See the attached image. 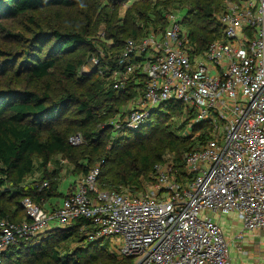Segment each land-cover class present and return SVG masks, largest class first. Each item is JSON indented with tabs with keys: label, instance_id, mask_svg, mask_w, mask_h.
I'll list each match as a JSON object with an SVG mask.
<instances>
[{
	"label": "trees",
	"instance_id": "16d2710c",
	"mask_svg": "<svg viewBox=\"0 0 264 264\" xmlns=\"http://www.w3.org/2000/svg\"><path fill=\"white\" fill-rule=\"evenodd\" d=\"M129 1L0 0V219H26L25 198L52 213L55 201L70 193L60 190L62 160L74 163V175L99 166L92 194L122 188L142 192L167 154L180 178L195 177L187 174L184 155L206 136L186 133L191 111L185 112L181 101H166L146 124L114 136L112 118L144 90L145 76L135 72L114 87L111 75L122 68L118 60L126 40L146 35L150 26L162 31L165 13L173 8L182 10L196 52H205L222 36L219 15L225 0H138L117 17L120 5ZM18 21L22 28L17 32L9 25ZM101 22L106 32L97 35ZM93 57L97 67L84 73ZM76 134L83 142L74 145L70 137ZM94 230L92 219L85 217L65 227L52 225L39 237L19 238L3 251L0 264L129 262L102 248L100 240H89ZM69 240L84 246L56 247Z\"/></svg>",
	"mask_w": 264,
	"mask_h": 264
},
{
	"label": "built area",
	"instance_id": "2783aa9c",
	"mask_svg": "<svg viewBox=\"0 0 264 264\" xmlns=\"http://www.w3.org/2000/svg\"><path fill=\"white\" fill-rule=\"evenodd\" d=\"M165 20L162 31L150 26L125 42L114 87L135 72L145 76V87L112 118L113 135L146 124L161 103L181 101L192 113L186 133L206 136L184 155L187 174L195 177L180 178L167 154L142 192L92 194L100 171L94 166L52 213L25 198L26 219H0V263L19 238L79 217L95 226L88 239L100 240L118 260L130 259L126 264H232L230 242L212 213L234 212L246 229H264V0H226L222 36L203 53L192 45L180 9L167 10Z\"/></svg>",
	"mask_w": 264,
	"mask_h": 264
},
{
	"label": "rangeland",
	"instance_id": "374dc122",
	"mask_svg": "<svg viewBox=\"0 0 264 264\" xmlns=\"http://www.w3.org/2000/svg\"><path fill=\"white\" fill-rule=\"evenodd\" d=\"M135 1H138V0H130L129 2L122 3L120 5V7L118 8L117 17H122L124 15L125 11L127 10V8L129 7V5H132L133 2H135ZM225 3H226V0H225ZM181 13H182V10H181ZM9 26L12 27V29L17 31V32L21 31V28H22V24H20V21L12 22ZM95 29H96L97 35H102L103 33L106 32V30H105L106 29V23L101 22L99 25H97V27ZM94 33H95V31H94ZM0 36H1V34H0ZM96 67H97V63H95L93 61V59H89L87 61V64L83 68V72L92 74ZM57 156H60V155H57ZM62 164L64 165L63 168L61 170H58L60 184L62 183V176L61 175L67 176L69 178L66 182V186H68V185L72 186V184H75L78 180L81 179V177L83 176L82 174L74 175V173H73L74 163H69L68 160H62ZM51 168H52V170L55 169L54 166ZM34 176L39 177V174L36 173ZM211 215L213 218L220 221L225 233H231V229H233L235 231L234 235L238 236L240 231H242L244 233H247L248 231H250V230L245 228L243 222L239 219L237 214H235L234 212L223 213V214L212 213ZM42 239H44V237ZM66 245L68 246V248L70 250L77 247L78 245L84 246V244L82 242L75 241V240H69L66 243L62 242V244L57 245L56 247L58 249H62L64 251L66 249ZM230 248H231V246H230ZM27 264H34V263L31 262V263H27Z\"/></svg>",
	"mask_w": 264,
	"mask_h": 264
},
{
	"label": "crops",
	"instance_id": "0c3cea01",
	"mask_svg": "<svg viewBox=\"0 0 264 264\" xmlns=\"http://www.w3.org/2000/svg\"><path fill=\"white\" fill-rule=\"evenodd\" d=\"M61 176L60 190L73 192L77 187L78 181L72 186H66L69 178L64 175ZM63 199L56 200V204L62 202ZM234 234L235 231L233 229H231V233H225L231 246L230 258L232 264H264V229L248 231L247 233L240 231L238 236Z\"/></svg>",
	"mask_w": 264,
	"mask_h": 264
}]
</instances>
